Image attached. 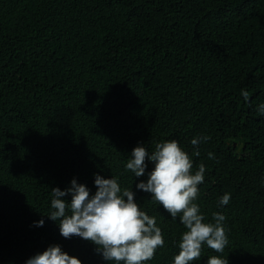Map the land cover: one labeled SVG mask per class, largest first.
Returning <instances> with one entry per match:
<instances>
[{"label": "trees", "instance_id": "trees-1", "mask_svg": "<svg viewBox=\"0 0 264 264\" xmlns=\"http://www.w3.org/2000/svg\"><path fill=\"white\" fill-rule=\"evenodd\" d=\"M261 104L264 0H0V264H25L50 245L108 264L46 216L53 188L75 179L94 195V174L118 177L156 217L165 244L146 264H173L186 229L135 187L153 163L142 177L125 170L136 146L151 153L169 140L193 172L206 166L195 202L207 222L225 215L229 264H264ZM199 136L210 139L195 156ZM213 255L205 245L192 264Z\"/></svg>", "mask_w": 264, "mask_h": 264}, {"label": "clouds", "instance_id": "clouds-1", "mask_svg": "<svg viewBox=\"0 0 264 264\" xmlns=\"http://www.w3.org/2000/svg\"><path fill=\"white\" fill-rule=\"evenodd\" d=\"M245 101L249 93L241 90ZM264 114V104L258 106ZM209 136H199L191 140L195 146L194 155L199 156V144L209 140ZM214 159L213 153H208ZM146 159L153 163V170L147 175L146 182L141 180L135 185L138 191L151 194V199L162 205L173 220L179 218L186 231L178 244L179 252L173 258V264H192L199 261L203 246L220 255L207 259V264H229L223 256L229 243L226 217L220 212L212 213V222H207L198 199L199 185L204 182L206 166L201 163L193 172L191 156L180 146L177 140L162 141L155 144L151 153L144 145L136 146L127 160L125 170L134 173V177L145 175ZM97 190L90 195L86 185L78 184L75 179L65 190L59 187L51 190L52 211L46 215L56 222L65 239L73 236L91 242L97 254L108 264H146L152 260L158 248L165 241L162 230L157 226L155 216H149L136 202V193L131 188H122L118 177L109 179L94 174ZM71 196V200L64 199ZM230 194L225 193L219 201L220 206L227 205ZM44 220L35 222L43 226ZM25 264H82L75 256L62 251L60 245H50L42 253L28 258Z\"/></svg>", "mask_w": 264, "mask_h": 264}, {"label": "water", "instance_id": "water-1", "mask_svg": "<svg viewBox=\"0 0 264 264\" xmlns=\"http://www.w3.org/2000/svg\"><path fill=\"white\" fill-rule=\"evenodd\" d=\"M242 145H239V148L241 147Z\"/></svg>", "mask_w": 264, "mask_h": 264}]
</instances>
